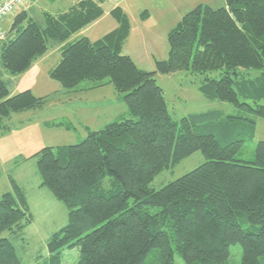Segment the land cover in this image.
<instances>
[{
  "label": "trees",
  "instance_id": "trees-1",
  "mask_svg": "<svg viewBox=\"0 0 264 264\" xmlns=\"http://www.w3.org/2000/svg\"><path fill=\"white\" fill-rule=\"evenodd\" d=\"M104 0L74 2L41 20L19 11L0 42L3 69L20 77L59 46L61 60L50 72L68 94L113 86L126 114L100 130H87L82 142L44 147L36 161L40 188L68 211V224L48 242L45 264H64L78 250L76 264H232L231 247H241L240 264L264 259V141L250 161H239L244 140L221 144L202 131L215 113L175 122L155 72L141 71L122 48L131 28L127 16L112 14L119 26L97 41L79 35L105 13ZM169 57L156 72L187 71L201 77L200 91L211 100L264 119V0H224L201 4L168 33ZM86 82L92 88L82 89ZM50 95L31 90L13 94L0 80V130L15 114L43 109ZM241 121L252 118L236 117ZM50 128H73L47 123ZM201 152L204 164L157 190L151 183L164 170ZM0 198V235L18 233L34 222L23 188ZM248 225V228H244ZM0 264H23L9 238L0 237Z\"/></svg>",
  "mask_w": 264,
  "mask_h": 264
},
{
  "label": "rangeland",
  "instance_id": "rangeland-1",
  "mask_svg": "<svg viewBox=\"0 0 264 264\" xmlns=\"http://www.w3.org/2000/svg\"><path fill=\"white\" fill-rule=\"evenodd\" d=\"M194 1L197 0L118 2L126 12L131 28L130 39L125 44L122 54L130 56L141 71L155 72L154 78L165 93L169 114L175 122L179 123L183 118L193 115L217 114L218 118L204 122L202 131L215 135L223 145L233 140H244L236 159L250 161L255 156L258 143L264 141V119L256 118L253 114L229 103L207 98L199 89L201 77L192 76L187 71L172 74L156 72V62L166 61L169 57L167 35L169 24L177 22L181 16L195 8ZM202 2L213 8L224 6V0ZM115 4L117 3L106 2L103 5L104 11L108 13ZM69 5L70 0H28L22 10L27 11L36 20H41L44 13L58 16L66 12ZM12 17L15 15L6 19L7 27L11 25ZM115 26V19L107 14L100 22L88 28L84 36L95 41L108 34ZM77 36L79 37L77 34L72 39ZM55 49L51 50L50 54L54 53ZM50 54L41 59L31 73L27 72L20 77L9 75L3 69L0 59V80L6 82L15 94L31 90L38 97L50 95L43 109L13 115L7 123L13 129L12 132L4 134L0 130V198L7 192H14L10 180L13 178L24 189L34 220L21 232L13 234L4 232L0 235L12 241L23 264H45L48 261V242L55 233L67 226L68 211L47 189H39L41 179L37 172L36 161L20 159L30 158L44 147L78 144L87 136L85 125L89 126L91 131L100 130L117 119L125 107L116 100L117 93L111 85L86 93L80 92L79 95L76 93L77 97L73 102L64 101L62 98L66 91L49 77L50 68L56 66L55 64L50 67L52 62L49 61ZM93 85L94 83L86 82L82 85V89L92 88ZM239 116L255 119L256 124L252 125L248 120L233 119ZM29 121L34 124L39 121L64 123L73 129L66 131L54 128L42 132L38 124L20 129V126ZM205 161L203 154L196 152L171 169L156 175L151 185L159 190L192 172ZM248 227V225L244 226L245 229ZM241 253L239 245L231 247L232 264H240ZM157 257L158 254L154 252L146 264H158ZM78 258V250L66 251L63 263L76 264ZM261 262L264 264V259ZM176 264L185 263L176 256Z\"/></svg>",
  "mask_w": 264,
  "mask_h": 264
},
{
  "label": "crops",
  "instance_id": "crops-1",
  "mask_svg": "<svg viewBox=\"0 0 264 264\" xmlns=\"http://www.w3.org/2000/svg\"><path fill=\"white\" fill-rule=\"evenodd\" d=\"M198 1H200L199 3H198ZM203 0H197V1H194V5L195 6H198V5H201V4H204V2H202ZM107 2V1H106ZM105 2V3H106ZM104 3V4H105ZM197 3V4H196ZM103 4V5H104ZM73 5V0H70V5H69V7H71ZM116 9H120V10H122L123 11V13L126 15V12L124 11V9L121 7V5H119L118 3L117 4H115L114 5V8L112 9V10H109V12L107 13V12H105L104 13V15L99 19V20H97L96 22H94L92 25H90L88 28H90L91 26H93L94 24H97L98 22H100V20H102L104 17H105V15H107V14H109L110 16H112L113 18H114V16H113V12L116 10ZM127 16V15H126ZM184 16V15H183ZM183 16H181V18L179 19V20H177V22L175 21L173 24H175V25H171V24H169V28L167 29V35H168V33L172 30V29H174L176 26H177V24L181 21V19H182V17ZM13 18H15V17H12L11 18V25L9 26V27H7L6 25V21L7 20H5L2 24H0V27L4 30V31H6V32H9V30H10V28H11V26H12V24H13ZM115 19V18H114ZM115 21H116V26L115 27H113L112 28V30H110V32H112V31H114L115 29H117L118 28V26H119V24H118V22H117V20L115 19ZM88 28H86L83 32H81L80 34H79V36H84L85 35V32H86V30L88 29ZM109 32V33H110ZM131 32V31H130ZM130 35H131V33L129 34V37H128V39H130ZM105 36V35H104ZM103 36V37H104ZM76 38H78V36L76 37ZM89 38V37H88ZM90 39V38H89ZM99 39H101V38H99ZM99 39H97V40H99ZM128 39L126 40V42H125V44L128 42ZM91 40V39H90ZM97 40H95V41H97ZM92 41V40H91ZM125 44H124V46H125ZM124 46H123V48H122V51L124 50ZM61 49H62V46H59V47H57L56 49H55V52L53 53H51L50 54V51L44 56V57H42L41 59H43V58H45L47 55H49L50 54V57H49V61H51L52 60V62H51V65H50V67H52L53 65H55L56 64V66L59 64V62H60V60H61ZM53 50V49H52ZM59 60H58V59ZM41 59H39L34 65H33V67H32V69L31 70H29L28 72H32L33 71V68L36 66V64L37 63H39L40 61H41ZM58 61V62H55V61ZM56 66H54V68L56 67ZM54 68H50V71H49V74H50V72L54 69ZM49 77H50V75H49ZM109 87H110V85H109ZM88 91H92V90H88ZM88 91H84L85 93L86 92H88ZM13 94H15V92H13ZM78 95H79V93H77ZM77 94H68V93H66L65 92V94H63V98L62 99H64V101H66V102H73V101H75V99H76V97H77ZM116 100L120 103L121 101L119 100V98H118V95H116ZM122 103V102H121ZM123 104V103H122ZM126 114V109H125V107H124V110H123V112H121L118 116H117V119H118V117H120V116H122V115H125ZM117 119H115L114 121H116ZM113 121V122H114ZM36 124H38L39 126H40V128H41V131L43 132V131H45V130H48V129H54V128H50V127H48L46 124L47 123H45V122H41V121H39V122H37ZM36 124H34L33 122H28V123H26V124H24L23 126H20V129L21 128H23V129H25V128H27V127H29V126H34V125H36ZM110 124V123H109ZM22 125V124H21ZM107 125V124H106ZM105 125V126H106ZM85 128H86V130H91V128H89V126H87V125H85ZM61 129H64V128H61ZM65 130V129H64ZM67 131V130H66ZM20 160H22V159H20ZM2 164V163H1ZM2 165H4V164H2ZM39 189L40 190H44L43 188H40L39 187Z\"/></svg>",
  "mask_w": 264,
  "mask_h": 264
},
{
  "label": "built area",
  "instance_id": "built-area-1",
  "mask_svg": "<svg viewBox=\"0 0 264 264\" xmlns=\"http://www.w3.org/2000/svg\"><path fill=\"white\" fill-rule=\"evenodd\" d=\"M28 0H0V24H2L10 16L16 15L23 9ZM74 2H80L85 0H73ZM107 2L118 3L122 0H104ZM7 37V32L0 27V42Z\"/></svg>",
  "mask_w": 264,
  "mask_h": 264
}]
</instances>
